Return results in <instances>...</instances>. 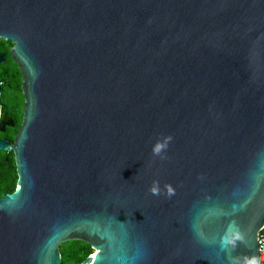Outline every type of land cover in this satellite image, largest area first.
Here are the masks:
<instances>
[{
  "label": "water",
  "instance_id": "95a60500",
  "mask_svg": "<svg viewBox=\"0 0 264 264\" xmlns=\"http://www.w3.org/2000/svg\"><path fill=\"white\" fill-rule=\"evenodd\" d=\"M0 38L25 96L0 264L259 262L264 0H0Z\"/></svg>",
  "mask_w": 264,
  "mask_h": 264
},
{
  "label": "flooded vegetation",
  "instance_id": "af4514ba",
  "mask_svg": "<svg viewBox=\"0 0 264 264\" xmlns=\"http://www.w3.org/2000/svg\"><path fill=\"white\" fill-rule=\"evenodd\" d=\"M11 46L6 44L0 50V141L6 146L0 148V197L16 189L18 176L12 145L25 115L22 74L10 56Z\"/></svg>",
  "mask_w": 264,
  "mask_h": 264
},
{
  "label": "trees",
  "instance_id": "16d2710c",
  "mask_svg": "<svg viewBox=\"0 0 264 264\" xmlns=\"http://www.w3.org/2000/svg\"><path fill=\"white\" fill-rule=\"evenodd\" d=\"M8 43L10 42L8 41ZM5 47L4 40H1L0 50ZM59 251L61 253L62 264H79L87 255L93 252L88 243L80 240H70L62 243Z\"/></svg>",
  "mask_w": 264,
  "mask_h": 264
},
{
  "label": "built area",
  "instance_id": "2783aa9c",
  "mask_svg": "<svg viewBox=\"0 0 264 264\" xmlns=\"http://www.w3.org/2000/svg\"><path fill=\"white\" fill-rule=\"evenodd\" d=\"M258 252H259L258 264H264V224L260 228L258 233Z\"/></svg>",
  "mask_w": 264,
  "mask_h": 264
},
{
  "label": "clouds",
  "instance_id": "9594fccd",
  "mask_svg": "<svg viewBox=\"0 0 264 264\" xmlns=\"http://www.w3.org/2000/svg\"><path fill=\"white\" fill-rule=\"evenodd\" d=\"M167 141L171 140V137H167L166 138ZM166 147V143L165 144H161L160 142H157L154 146H153V154L154 155H159L161 153L162 148ZM235 239H241L240 235L237 234L235 236ZM247 264H258L257 260L255 258H252L250 260L247 261Z\"/></svg>",
  "mask_w": 264,
  "mask_h": 264
},
{
  "label": "rangeland",
  "instance_id": "374dc122",
  "mask_svg": "<svg viewBox=\"0 0 264 264\" xmlns=\"http://www.w3.org/2000/svg\"><path fill=\"white\" fill-rule=\"evenodd\" d=\"M1 40L3 41L2 38H0V41H1ZM4 42H5V44H7V46H8V44H9L8 41H5V40H4Z\"/></svg>",
  "mask_w": 264,
  "mask_h": 264
},
{
  "label": "bare ground",
  "instance_id": "6f19581e",
  "mask_svg": "<svg viewBox=\"0 0 264 264\" xmlns=\"http://www.w3.org/2000/svg\"><path fill=\"white\" fill-rule=\"evenodd\" d=\"M95 253H96V250H95V252H92L91 254H94L95 255Z\"/></svg>",
  "mask_w": 264,
  "mask_h": 264
}]
</instances>
